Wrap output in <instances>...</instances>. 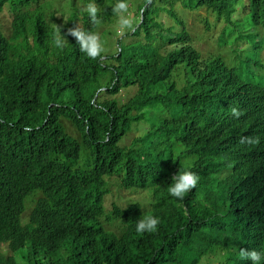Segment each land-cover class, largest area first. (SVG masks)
Returning a JSON list of instances; mask_svg holds the SVG:
<instances>
[{
  "label": "trees",
  "instance_id": "1",
  "mask_svg": "<svg viewBox=\"0 0 264 264\" xmlns=\"http://www.w3.org/2000/svg\"><path fill=\"white\" fill-rule=\"evenodd\" d=\"M51 1L0 0V264H251L240 249L264 247V0H127L134 23L112 51L115 0H95V21L91 0L64 18ZM74 26L101 30L100 56L70 35L55 46ZM179 169L200 177L183 199L167 192ZM114 189L146 202L106 207ZM142 210L155 232H135Z\"/></svg>",
  "mask_w": 264,
  "mask_h": 264
},
{
  "label": "clouds",
  "instance_id": "2",
  "mask_svg": "<svg viewBox=\"0 0 264 264\" xmlns=\"http://www.w3.org/2000/svg\"><path fill=\"white\" fill-rule=\"evenodd\" d=\"M83 11L87 13L90 19L95 21L98 9L95 0H91L85 5ZM111 11L116 19V31L122 32L130 29L133 26V18L128 11L127 0H115ZM70 35L75 38V44L79 50L88 58H97L104 51L103 43L99 39L97 33L92 30H86L82 27L74 26L66 29L65 33H61L58 29V34L54 37V43L57 48L63 47L67 41L66 37ZM233 116H238L239 113L235 109L232 110ZM255 140L251 137H240V143H254ZM200 177L195 172L184 169L178 170L172 177L167 187V192L170 196L177 199H183L185 193L194 189L197 186ZM140 208V207H139ZM159 218L155 215L142 210L136 218L134 230L136 233H151L157 230ZM241 259L250 261L251 264H264V247L257 249H240Z\"/></svg>",
  "mask_w": 264,
  "mask_h": 264
},
{
  "label": "rangeland",
  "instance_id": "3",
  "mask_svg": "<svg viewBox=\"0 0 264 264\" xmlns=\"http://www.w3.org/2000/svg\"><path fill=\"white\" fill-rule=\"evenodd\" d=\"M51 1V0H50ZM52 2V4L54 5H52V8L51 9H53L54 11H55V15H56V17H63L64 18V16H65V14H67L68 12H69V10L72 8V3H71V0H52L51 1ZM63 13V15H60V13ZM130 13H131V16L133 17V12L132 11H129ZM183 16L185 17V18H187V19H189L188 21H189V23L190 22H192V20L190 19L191 18V15L187 12V11H183ZM105 29H109V30H111V29H113V30H115V32H114V34H112V37H107L106 38V41H107V49L109 50V51H112L113 50V48H115L116 47V41H114L115 40V38L116 37H118L122 32H117L116 31V22L113 24V25H107V26H105L104 27ZM111 28V29H110ZM100 29H98V31H97V35H98V37H99V34H100ZM216 33V30L215 29H213V34H215ZM202 40L203 39H201L200 41H198V46L200 47V48H204V44H208L207 42H205V40H203V42H202ZM260 52V55L262 56V55H264V50H260L259 51ZM224 55L226 56V58H228V59H230V56H229V54H227V53H224ZM141 191H125V190H120V191H117L116 189H114L107 197H106V207H108L109 205V203L110 202H112V201H115V200H117V197L119 196V195H121V203L122 204H124L123 202L124 201H126V200H128V199H136V200H138V201H140L141 203H144L145 204V202H146V198L144 197V195L143 194H141L140 193ZM145 199V200H144ZM1 250L2 251H5V252H7L6 250H7V247L5 246V245H1ZM27 250V248L26 247H23V249H21V251L20 252H25ZM20 252H18L17 254H16V259L18 260L19 259V254H20Z\"/></svg>",
  "mask_w": 264,
  "mask_h": 264
}]
</instances>
